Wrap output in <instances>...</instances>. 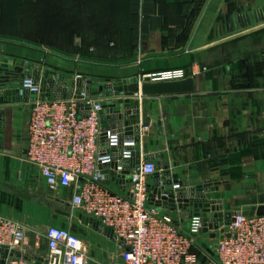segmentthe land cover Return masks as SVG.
Returning <instances> with one entry per match:
<instances>
[{
  "label": "crops",
  "instance_id": "1",
  "mask_svg": "<svg viewBox=\"0 0 264 264\" xmlns=\"http://www.w3.org/2000/svg\"><path fill=\"white\" fill-rule=\"evenodd\" d=\"M126 9L128 43L125 52L118 50L117 59L67 56L7 35H0V59L111 81L140 79L151 71L186 69L195 77L192 92L131 96L139 100L137 125L141 129L142 155L166 151L171 173H178L189 185L218 184L215 193L220 194L224 212L264 204V0H126ZM14 76L18 75L7 74L8 79ZM10 81L1 88L17 84ZM98 99H104L101 93ZM32 103L0 102V108L5 110L4 144L14 152L9 154L27 149L20 148L18 136L23 127L29 136ZM156 115L161 126L153 124ZM98 145L101 155L108 153L109 141L107 147L101 134ZM1 151L5 152L0 150V155ZM99 169L104 171L105 166ZM23 174L17 181L8 165L0 162V212L23 222L26 240L22 251L47 258V227L69 224L60 220L55 211L71 210L76 217L74 208L61 201L70 202L73 190L59 188L58 196L46 195L45 204L16 205L12 195L15 185L30 186L29 170ZM103 174L112 189L129 195L131 183L123 184V189L109 171ZM153 180L154 175L147 177L149 184ZM49 201L62 208L49 206ZM181 211L170 206L160 209L189 232L191 224ZM78 220L80 224L71 221L69 229L80 236L89 263H114L124 248L121 241ZM214 231L194 234V264H220L216 251L220 230L215 238L211 236Z\"/></svg>",
  "mask_w": 264,
  "mask_h": 264
},
{
  "label": "built area",
  "instance_id": "2",
  "mask_svg": "<svg viewBox=\"0 0 264 264\" xmlns=\"http://www.w3.org/2000/svg\"><path fill=\"white\" fill-rule=\"evenodd\" d=\"M187 76L184 68H170L147 72L139 81ZM86 101L90 104L86 116L75 97L33 101L27 159L39 170L49 189L72 188V207L99 220L124 243L120 257L112 264H194L192 247L194 234L202 226L200 218H193L187 232L148 203L147 177L158 171L155 160L142 161L131 171L129 195L105 182L99 164L109 161L111 155H101L99 151L102 106L91 99ZM107 136L111 145L110 131ZM219 230L216 251L220 264H264V216L240 213ZM45 236L49 264H90L76 232L52 224ZM25 240L24 225L0 214V246L21 250ZM6 264L35 263L24 256H13Z\"/></svg>",
  "mask_w": 264,
  "mask_h": 264
},
{
  "label": "water",
  "instance_id": "3",
  "mask_svg": "<svg viewBox=\"0 0 264 264\" xmlns=\"http://www.w3.org/2000/svg\"><path fill=\"white\" fill-rule=\"evenodd\" d=\"M16 73L11 79L7 74ZM11 80V81H10ZM5 81L10 84L17 82L13 87L1 88ZM9 84V83H8ZM195 77L189 75L182 79L164 81H139L137 77L128 79H110L79 76L62 73L50 69L35 67L33 63L25 65L24 61H13L8 58L0 59V102L56 98H77L78 106L84 108V115L90 108L86 100L95 99L101 104V125L102 142L108 147L107 131L112 134V143L108 148L111 159L100 162L104 165L102 173L110 172L112 180L123 184L131 183V170L143 160H155L158 171L154 174L153 183L148 184L149 204L157 209L170 206L173 210L181 209V215L187 218L189 224L193 218H200L202 226L199 232H207L215 229L211 236H217V230L223 225H228L235 220V216L242 213L245 215L264 216V204L258 206L236 207L230 211H223L220 194L216 183L200 185H189L187 179H180L178 173H171L168 153L158 151L142 155L140 144V126L137 114L139 113L138 99H132L134 94L144 96H161L170 94H184L194 91ZM86 90V91H85ZM86 92V93H85ZM101 93L104 99H98ZM124 93V97L120 94ZM114 98L116 101H114ZM4 114L5 110L0 108V150L7 153H14L5 148L4 144ZM153 124L161 126V121L156 115L153 117ZM27 153V149L23 150ZM52 198L53 196L50 195ZM56 200H60L56 198ZM67 206L72 207L68 201H63ZM73 214L81 222L96 226L97 229L117 240L113 231L105 227L100 221L92 216H86L78 209H73ZM124 245L123 242H120ZM13 256H24L35 264H49L48 259L36 253H29L21 250H10L0 246V264H6L7 259Z\"/></svg>",
  "mask_w": 264,
  "mask_h": 264
},
{
  "label": "rangeland",
  "instance_id": "4",
  "mask_svg": "<svg viewBox=\"0 0 264 264\" xmlns=\"http://www.w3.org/2000/svg\"><path fill=\"white\" fill-rule=\"evenodd\" d=\"M90 2L93 3V1ZM100 2H103V4ZM82 3L84 5L86 2L82 0ZM94 3L92 9L88 10V16H86L85 12L83 11L82 13H77L75 16H61L60 14L54 12L49 14V17L46 19L45 17L39 18L40 22L45 21L44 24H46V27L39 28L38 37L41 39L43 38L49 41H54L55 44L43 43L38 41L39 39L36 41L23 38L18 35H0H7L16 39L25 40L26 42L44 45L55 52L63 53L67 56L91 55L110 60L117 59L118 50L120 49L117 39L121 37L119 39H122L123 43L126 44L127 32L125 30L121 33V35L119 34L107 38L104 36V29L102 27L104 24L108 22L110 23V21L112 28L115 25V23H112L115 21V18L112 17V14L117 13V2L112 3L111 0H96ZM72 19H74L75 23H72ZM88 23H94L93 27H95V29L89 33H85L84 26L87 27ZM125 44L121 46V50H124L123 52H125L126 49ZM18 139L20 148H27L28 138L25 127L20 130ZM5 148L11 149L8 146H5ZM0 162L6 163V165H8L9 172H12L14 178H17V181H19L18 179H21L22 174L26 171V169L29 170L30 186H26V184H17L14 187L15 191H13L12 195L16 201V205L23 203L24 206L29 205L31 207L34 206V203H47V194L58 196V189H49L43 183V179L41 178L38 169L31 162H29L26 154L22 153L20 149H18L13 155L1 151ZM51 205H54L55 209L62 208L56 202L49 201V206ZM63 213L55 211V214L60 217V220H63L64 222L67 221L69 224L71 221L80 224L78 218L72 215L71 210L70 212H66L63 209ZM0 214L9 217L2 212H0ZM41 216L43 217V215ZM69 224L67 223L63 225L66 226V228H69Z\"/></svg>",
  "mask_w": 264,
  "mask_h": 264
},
{
  "label": "trees",
  "instance_id": "5",
  "mask_svg": "<svg viewBox=\"0 0 264 264\" xmlns=\"http://www.w3.org/2000/svg\"><path fill=\"white\" fill-rule=\"evenodd\" d=\"M84 1L86 3L83 5L82 0H0V34L18 35L23 38L36 41L39 39L40 42L53 44L54 41L38 37L39 28L46 27L45 21L40 22L39 18L45 17L46 19L49 14L54 12L61 16H75L83 11L88 16V10L92 9L96 0ZM90 1H93V3ZM111 2H117V13L112 14V17L115 18L112 23H115V25L112 28L111 21L104 24L102 26L104 36L110 38L121 35L125 30L128 36L126 0H111ZM100 3L103 4V2ZM72 21V23H75L74 19ZM93 25L94 23H88L87 27L84 26V32L89 33L94 30ZM127 36L126 44L123 43L122 39H119L121 37L117 39L120 48L124 44L127 46Z\"/></svg>",
  "mask_w": 264,
  "mask_h": 264
}]
</instances>
